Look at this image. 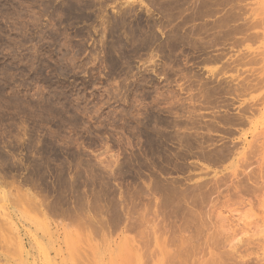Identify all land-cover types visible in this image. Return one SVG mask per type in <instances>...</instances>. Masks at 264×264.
I'll return each instance as SVG.
<instances>
[{
	"label": "rangeland",
	"instance_id": "1",
	"mask_svg": "<svg viewBox=\"0 0 264 264\" xmlns=\"http://www.w3.org/2000/svg\"><path fill=\"white\" fill-rule=\"evenodd\" d=\"M233 4L240 13L236 24L245 25L246 31L236 35V43L233 40L232 44L209 50L211 55H203L187 46L183 48L184 52L178 50L172 58L191 70V74L185 76L183 72L179 73V68L171 69L165 61L167 57L164 59L162 52H158V47L167 41L162 34L166 30H158L160 34H157L161 36L158 43H151V49L145 50V19L162 18L148 0H0V147L11 154L4 144L13 141L18 130L22 133L26 128V131L33 130L35 145L41 147L43 143H49L54 151L52 157L48 154L49 157L53 159L54 154L58 157L51 162L52 170L49 177L47 175L49 187L54 186L58 166L65 162L69 178L78 171L82 174L81 192L91 201L92 192L97 193L98 189L92 187L91 177L104 165L102 170L108 175L115 176V170L120 172L118 168L128 171L125 176L118 174L117 177L116 174L117 181L115 177L112 180L116 195L121 191L124 194L127 189L137 194L129 193L132 198H128L131 200L128 206L131 210L134 207L135 211H131L132 217L129 215L132 221L127 222L128 217H125L126 224L121 223L123 225L109 222L107 214L93 207L83 208L78 215L83 216L79 217L81 222H75L77 214L71 211L72 208L69 212L73 213L66 216L75 214L76 217L69 215L62 220L52 214L54 217L48 215L45 219L37 210L33 211L34 207L26 208L27 203H21L25 209L21 207L18 198L16 200L18 183L5 178L6 182L0 186V190L7 193L6 197L0 193V222L5 219L2 212L7 213L9 207L17 208L19 213L17 231L15 227L8 229V225L0 229V264H78L80 261L84 264H148L145 263L148 253L156 254L157 251L154 242L147 245L150 237L145 235V195L138 188L145 193V177L164 169L162 181H181L184 187L201 181L211 180L213 183L208 181L211 184L218 179L225 181L221 191L226 198L222 196L221 206L212 211L214 214L209 213L213 219L208 217L207 220L215 226L218 224L217 227L223 224L229 246L240 247L238 253L242 264H264V0H235ZM212 55L219 59L204 61ZM186 63L189 64L185 66ZM194 74L198 75V80ZM217 85L230 91L228 94L226 91H209L211 95L205 91L218 88ZM219 93L222 97L217 95ZM215 94L217 97L214 98ZM205 95L210 96L205 98ZM152 98L161 103L157 104ZM152 104L161 109L162 119L169 116L166 121L170 122H176L178 119L174 121V116L178 118L179 113L182 115V111L191 109L194 112L197 109L198 115L204 116L201 119L195 117L198 121L194 123L202 125L211 124L213 117L244 115L243 124L226 128L232 129V135H213L218 139L215 141L218 146L237 144L236 154L219 165L192 158L186 164L190 166V172L189 169L181 171V168L185 169L182 166L185 162L175 163L176 158L171 157L174 148L178 149L177 145H167V158L161 160L162 163L150 158L146 151L145 114L155 109ZM145 107L149 108L145 111ZM169 111L176 115H169ZM187 119L179 118V121L190 122ZM5 131L7 135H4ZM19 151H16V160L21 163L26 151ZM39 156L38 153L33 155ZM21 164L25 166V163ZM15 170L11 172L20 179L27 174V171ZM2 171L0 179L3 178ZM32 188L23 186L34 201L46 199V193L38 189L41 195ZM234 190H238L239 195ZM67 196L69 207H74L75 198L72 194ZM119 198L120 195L116 196V201L122 200ZM50 200L53 201L51 194L45 201L48 204ZM104 219L108 220L109 223H105L110 228L104 229ZM140 220L141 228L137 224ZM37 227L41 231L44 229L45 235ZM18 235L28 245L29 259L18 245ZM248 242L254 243L247 246ZM227 246L228 250L233 247ZM75 254L80 256L75 258ZM77 258L81 259L78 263Z\"/></svg>",
	"mask_w": 264,
	"mask_h": 264
},
{
	"label": "bare ground",
	"instance_id": "2",
	"mask_svg": "<svg viewBox=\"0 0 264 264\" xmlns=\"http://www.w3.org/2000/svg\"><path fill=\"white\" fill-rule=\"evenodd\" d=\"M148 1H150L151 5H152L151 7H153V9L156 8V10L159 11L162 18L160 20H152V21L150 19H145V50H147V48L149 49L151 47L150 46L151 43L153 45L155 43L156 44L158 43V41H159L158 39H159V37H161V36H158V34H157V33H159L158 30L159 31L161 29L163 31L166 30L167 32L166 33L162 32V34L163 35L165 34L167 41H165L166 43L164 42L165 45L158 47V52L159 53L162 52V54L164 55V59H165V57H167L165 61L169 66L172 67L171 69H173V68L178 69L179 68L181 70L180 71L178 69L179 73L183 72L182 74L185 76L186 75L189 76V74H191V70H189L188 68L186 69V68L182 67V64H181L182 62H180L178 59L172 58L173 56L176 55L178 50L183 51L184 50L183 48L187 46V47H191L190 49H194V51L198 50L200 52H203L202 53L203 55H204V53L209 54V50L215 51L214 49L220 47L221 45L226 46L228 44H232L233 40H234L233 43H236L237 42V39H235L236 35L242 34L244 31H246L245 25H237L236 24V22L240 19V13L237 10L236 4H233L235 0H148ZM224 11H226V12L223 14L222 12H224ZM162 44H163V42L161 43V45ZM158 46H160V44ZM198 51H196V52H198ZM210 53H212V52H210ZM209 55H211V54H209ZM214 57L212 55V57H208V58H205V60L204 59L203 60L206 62H211V61L215 62L219 59L218 56H216V58H214ZM206 62H204V63H206ZM188 64L189 63H186L185 66H187ZM154 68H156V67H154ZM163 69L164 68H162V70ZM171 69H169V70H171ZM169 73H171V72H169ZM165 75H168V73ZM183 75H181V76H183ZM194 75H196V74H194ZM190 76H192V75H190ZM197 76L198 75L195 76L196 77L195 79L198 80L199 77L197 78ZM186 78L187 77H185V79ZM188 78L190 79V77H188ZM154 85H156V84H154ZM203 85H205V84L203 83ZM220 86H222V85L220 84ZM202 87H205V86H202ZM217 87L219 88L218 85H217ZM218 88L206 89L205 91L206 92L208 91V93H209V91H223V93L226 91L227 94H228V91H230L224 87H220L219 89ZM222 88L224 90H222ZM201 89H203V88H201ZM204 94H205V92H204ZM217 95H221V94L219 93ZM209 96L207 95L205 98H207ZM214 96H216V94L213 95V97ZM221 97H222V95H221ZM203 98H204V96H203ZM154 99H153V101H154ZM158 99H159V97H158ZM158 99H155L156 103L158 102ZM207 100L205 101L206 103H207ZM153 101H152V103H154ZM160 101H162V100L160 99ZM210 101H212V100H210ZM158 103H161V102H158ZM209 103H211V102H209ZM154 105H155V103H154ZM154 105L152 106V108L154 107ZM159 107H160V104H159ZM173 107H171V108L173 109ZM215 107H218V106L215 105ZM145 108H146L145 109V111H146L147 108H149V107H145ZM152 108L150 110H152ZM154 108L155 109H153L151 112H150V110H148V112H150V113L145 112L146 113L145 114L146 115V117H145V120H146V123H145V139H146L147 155L149 157L151 155L150 158H154V160H156L157 162L162 163L161 160L167 158L166 152H168V150H169V148L167 149V147L170 144H172V146L175 145V147L177 145V148H178V149L174 148L175 153L173 155H171V157L174 156L173 158H176L177 161L174 159L176 161L175 163H177L178 161L179 162L180 161L185 162V164L182 165L185 167V169L181 168L182 169L181 171H183V170L185 171V170L189 169V172H190V170H191L190 166L187 167L186 164L192 158H194L195 160L205 161V162L211 163L213 165H219V163H224L225 160L232 158L236 154L237 144H235V143H229V144L228 143H226V144L222 143L221 146H218L217 145L218 142H215L218 139H214L213 135L214 134L216 135L218 133L219 134L225 133L228 135H232L233 131H231V130L233 129V127H236V126L243 124V122L246 120V119H244V115L242 116V114H239V115H237V117L235 116L236 117L235 118V117H230L231 115L228 116V114L226 113L227 115H223L222 117H219V118L213 117L214 121L211 122V124H209L210 123L209 122L208 124L206 123L205 125H202L201 123L200 124L194 123L196 121L195 117L199 118V116H200V119H201V116H203L200 112H199L200 114L198 115V113L196 112V111H198L197 109L195 111L197 114H195L194 110H192V109L187 110V112L185 110L182 111L181 112L182 115H180V113L177 112V113H179L178 118H177V115L173 111H169V112H167L169 115H171V116L176 115V117L174 116V119H175L174 121H176V119H178L176 122H173V120H172V122H170L169 120L166 121V119L169 116H167L166 119L164 118L165 120L162 119V114H161L162 112L160 111L161 109L159 110L158 107H154ZM162 111L164 113V110H162ZM243 111H245V110H243ZM212 114H215V113H212ZM212 114H210V115H212ZM216 115H218V114H216ZM184 117H185V119L188 118L187 120H189L192 123L188 122L187 120H186L187 123H183V121H179V118H184ZM184 122H185V120H184ZM200 122H202V121H200ZM222 127H224V128H222ZM227 127L228 128L231 127L232 129L231 130L228 129L229 130L228 131L226 129ZM26 129H24L25 131L23 133L21 131L18 132L19 131L18 130L17 131L18 134L17 133H16L17 135L15 134L14 140L4 144V146H7L10 148V150L12 152L11 154H8L7 152H5L6 148L0 147V168L3 170V171L2 170H0V171H2V173L4 172L3 178H1L2 181L0 179V186L6 182L5 178H10V179L14 180L13 183L14 182L18 183L17 187H15V190L17 192L16 200L18 198L19 202L18 201H16V202H18L19 204L22 203L23 205L24 204L26 205V203H27L28 206H26V208L28 207L29 209L31 207L33 209V207H34L35 209L33 211L37 210V213H40L41 217L43 216L45 219L48 218L47 217L48 215H50V216L54 215L56 218L59 217L62 220L66 219V217L69 218V215H73V214H69L68 216H66V215L68 213H73V212H69V209L72 208L73 210H71V211H74L77 214L76 215L77 220L75 222H79V221L81 222L82 220L80 218L82 215L81 216H78V215L81 214L80 212L84 211L83 208L86 207V209H87V207H89V209H91V207H93L95 209L101 210L104 214H107L106 216L109 217V222L113 221L115 223V225H119L121 223L126 224L124 222L125 217H128V218H126L127 222L132 221L130 218V216L132 217L131 211H133V210L135 211V209H133L134 207H132V210L129 208L131 203L129 202L130 205L128 206V204H129L128 201L130 200L128 198H132L133 194L134 195H137V194L134 192H131L129 189H127L124 194L122 191H121L122 193L118 192V193H120L119 195H120V198L122 200L116 201L115 198H116V196L118 198L119 195H116L117 191L114 190L111 186V184H112L111 182H113L112 180L114 179L116 174H117V177H118V174L125 176L128 172L127 170H126L127 172L121 168L119 170V168H118L119 165H118L117 166L118 172L120 171L121 173L120 172L117 173V170H115V173H114L115 176H112V174L108 175L107 173L103 172V171H105V170H102V167L104 165L102 167H100L101 166L100 165L99 167H100L101 171L95 170L94 172L96 174H94L93 177H91L92 178L91 183L93 185L92 187L93 188L96 187L99 190L98 189H96L97 191L95 190L97 193L92 192L93 199L90 201L87 198L85 199L86 195L85 196L82 195V192H81V187H83L82 174L77 170L78 172L76 171L77 173H75V175L72 178L71 177L69 178V173L67 170L68 168L66 167L65 162H61V164L58 166V170H57L58 174L56 173L57 177L55 175L56 181H55V183H53L54 186L51 188V187H49L50 186L49 182L47 183V175L50 172V170H52L51 162L58 160V157L56 154H54L55 157L53 156V159L51 158L52 157L51 153H53L54 151L53 152L51 151L49 143H43L41 145V147H37L35 145V141H34L33 135H32L33 130L29 129L30 131H26ZM171 129L175 130V131L173 133L170 132V134H167L168 130H171ZM9 133H12V131H9ZM5 134L7 135L6 131H5L4 135ZM220 141L221 140H219V143H220ZM222 141H223V139H222ZM18 148L20 151L17 150ZM21 150L26 151V155L24 156L25 159L24 158H22L21 160L19 159L20 161H22L21 163H25V166L16 160V151H19L20 153H22L23 151L21 152ZM172 150H170L169 152H171ZM177 150H178V152H176ZM34 153H38L40 156L39 157H33ZM49 153H50L51 157H49V155H48ZM168 155H170V154H168ZM171 157L169 156L168 158L172 159ZM76 160H78V159H76ZM15 161H17V163H15ZM18 162H19V164H18ZM26 162H27V164H26ZM148 162H150V161H148ZM152 162H155V161H152ZM77 165H78V163H77ZM82 165H79V166H82ZM151 165H152V163H151ZM106 166L108 168L109 164H106ZM153 166H155V169L157 168L156 167L157 165H154V163H153ZM176 166H177V164H176ZM180 166L181 165L178 164L177 167H180ZM161 167H162V165H161ZM151 168H153V167H151ZM159 168L160 167L158 165V169ZM192 168L194 169L195 167H192ZM14 169H16L15 171H17V170L27 171V174L24 176V178L21 177V179H20L16 174H13L11 172ZM164 170H163V172L161 170H157V172L154 171L155 173H153V172L149 173V175L147 177H145V179H144L145 180V193L143 192V190L141 188H138L139 192L141 194L145 195V235L146 236L148 235V238L150 237L149 238L150 243L147 242V245L148 244L150 245L154 242V248L157 251L156 254H158V255L153 254V253H155L153 251H151V252H153L152 254H151V252H149L150 254L148 253L149 256L146 254V256H148L149 258L148 257L146 258V259H148V261L146 260L147 262H145V263H148V264H242L241 261H243V260L239 261L241 259L240 258L241 255L238 253L240 247L238 246L239 247V249H238L237 246H236L237 248L234 245L229 246L230 244H228V242H227V235H226V231L224 229L223 224L220 223L221 226L219 225L217 227L218 224H216V226H215V223L213 224L210 222L213 219L210 214H214L213 213L214 210L218 209L219 206H221V204H222L221 201H224V199H221L224 197L223 196L224 192L221 191V189L223 190L224 185H225V181L218 179V180H215L214 184H211V183H213V182H211V180L210 181L208 180L211 183H208V181H206V182L201 181V182L196 183L194 186H190V187L185 186L184 187V186H182V184H180L181 181L180 182L171 181L172 183H170V182L167 183V179H165L166 181H162L161 178H163V177H161V175L163 176ZM18 172H17V174H18ZM166 172H168V171H166ZM112 173H113V171H112ZM181 173H183V172H181ZM189 174L191 175V173H189ZM20 175H22V173ZM0 176H1V174H0ZM48 177H49V175H48ZM18 178L20 179V181H18ZM189 179H190V177L187 180H189ZM114 180L117 181L116 177ZM123 181H125V180H123ZM223 182H224V184H223ZM86 184H88V183H86ZM26 185L31 186V188L33 187L34 188V189L32 188L33 190H35V189H37V190L39 189L40 191L42 190L44 193L47 194L45 196L46 199H47L48 195L51 194L53 196V201L50 200L51 202L47 204L45 201L46 199L43 196H40V197L41 198L43 197L44 201L43 200L42 201L39 200L40 202H37L38 200L34 201L33 200L34 198L32 199L29 192L26 191L25 189L23 190V186L26 187ZM92 187H90V188L92 189ZM225 189H224V191H225ZM38 191H37V193H38ZM40 191H39V193H40ZM124 191H125V189H124ZM237 191L235 192V190H234V192L237 195H239L238 194L239 191L238 192ZM226 192H228V189ZM241 192H240V194H241ZM0 193L3 197H6V194H7L6 192H3V190H0ZM129 193L130 194L133 193V194L130 195ZM228 193L225 195L227 196ZM67 194H72V198H75L74 207H69L70 206L69 205L70 199H68ZM120 198H119V200H120ZM224 198H226V197H224ZM22 204H21V207H23V209H25ZM16 209L17 208L10 209V207H9L7 213L2 212V214H4L3 216L6 220L5 219L1 220L3 222V224H1L2 222H0V229L2 227L4 229L5 225H8V229H9V227H12V228L17 227L18 221H16V220H17V214L19 213V211H17ZM19 209L20 208L18 207V210ZM6 211H7V209H6ZM23 212H24V210H23ZM85 212H86V210H85ZM102 212H101V214H102ZM26 214H28V212H26ZM82 214L86 215V213H82ZM104 214H102V215H104ZM102 215H101V217H102ZM0 216H2V215H0ZM76 216H74V217H76ZM70 217H72V216H70ZM208 217L209 218L211 217L212 219L210 218L211 220L209 221V220H207ZM22 218H24V217H22ZM0 219H1V217H0ZM33 219L35 220V218H33ZM101 220H103V219H101ZM141 221L142 220H140V222H139L140 224L137 223L139 225V227L141 225ZM100 222L101 221H99V223ZM105 222L107 224L109 223L108 220L105 221V219H104V223ZM107 224L104 226V229H106L105 228L106 226L108 228H110V226H108ZM123 224H121V225H123ZM101 225H104V224L102 223ZM5 227H7V226H5ZM132 227H134V226L132 225ZM17 229L18 228H16V231H17ZM37 229H38V227H37ZM102 229H103V227H102ZM38 230L41 231L40 228ZM99 230H101V229H99ZM261 231H262V229H261ZM105 232H106V230H105ZM43 234L45 235V233H43ZM252 236H250V237H252ZM0 238H1V234H0ZM17 238L19 239L18 245L20 246L22 253L24 254V256L26 258L29 259L30 258L29 257L30 251L27 250L28 245L22 240V238H20V236ZM151 238H153V240H151ZM145 239H146V237H145ZM250 240H252V239H250ZM151 241H152V243H151ZM239 242H241V241H239ZM252 243H254V242H252ZM252 243L248 242V244H246V245L248 246ZM225 244H228V246L226 245L228 248L229 247L231 248L232 246L233 247L228 250L226 248ZM148 250H150V249L148 248ZM248 250H249V248H248ZM78 253H79V251H78ZM74 256L76 258L77 256H80V255L75 254ZM77 260L80 261L81 259L79 260L77 258L76 261ZM156 260H157V262H156ZM78 261H77V263H78ZM80 263L84 264L81 261H80ZM80 263H78V264H80ZM63 264H65V263H63Z\"/></svg>",
	"mask_w": 264,
	"mask_h": 264
}]
</instances>
